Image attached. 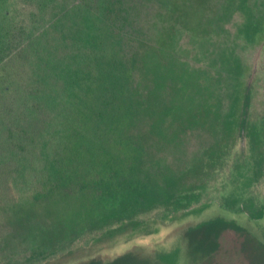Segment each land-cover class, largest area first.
Segmentation results:
<instances>
[{
    "label": "rangeland",
    "instance_id": "rangeland-1",
    "mask_svg": "<svg viewBox=\"0 0 264 264\" xmlns=\"http://www.w3.org/2000/svg\"><path fill=\"white\" fill-rule=\"evenodd\" d=\"M70 1L0 0L1 130L21 101L6 81L8 73L23 72L15 55ZM143 1L136 32L167 39L166 30L175 28L179 56L217 80L224 119L235 76L247 77L256 137L235 132L231 147L224 120L217 129L208 123L186 134L180 129L176 144L158 134L155 121L134 117V168L120 175L131 184L96 202L85 192L26 206L20 193L18 206L0 209V264H264V0ZM152 201L154 207L138 210Z\"/></svg>",
    "mask_w": 264,
    "mask_h": 264
},
{
    "label": "trees",
    "instance_id": "trees-1",
    "mask_svg": "<svg viewBox=\"0 0 264 264\" xmlns=\"http://www.w3.org/2000/svg\"><path fill=\"white\" fill-rule=\"evenodd\" d=\"M70 4L15 55L14 63L22 62L16 70L23 72L7 74V86L21 101L14 121L0 129V209L10 202L18 206L20 193L26 206L85 192L96 202L123 182L131 184L120 175L134 168V117L155 121L158 134L176 144L180 129L186 134L200 123L217 129L224 120L231 147L235 132L256 137L247 77L235 76L231 113L224 119L226 100L215 88L217 80L179 56L175 28L166 30L167 39L150 33L147 40L136 32L143 0Z\"/></svg>",
    "mask_w": 264,
    "mask_h": 264
}]
</instances>
